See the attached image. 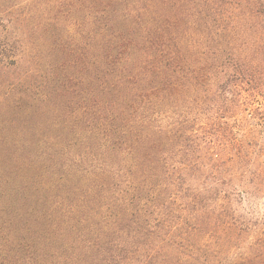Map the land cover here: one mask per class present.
<instances>
[{"label": "trees", "instance_id": "16d2710c", "mask_svg": "<svg viewBox=\"0 0 264 264\" xmlns=\"http://www.w3.org/2000/svg\"><path fill=\"white\" fill-rule=\"evenodd\" d=\"M75 93L60 134L27 125ZM16 108L0 264H264V0H0Z\"/></svg>", "mask_w": 264, "mask_h": 264}, {"label": "rangeland", "instance_id": "374dc122", "mask_svg": "<svg viewBox=\"0 0 264 264\" xmlns=\"http://www.w3.org/2000/svg\"><path fill=\"white\" fill-rule=\"evenodd\" d=\"M57 32V31H56ZM57 35V33H55ZM56 35L51 36L49 33H46L45 35L41 36V40H39V44L41 46V49L44 50L45 53H52L48 50H46L47 47H54V44L56 42ZM60 36V35H59ZM79 49L76 54H73V58L71 57V62H69L70 66H68V70H70L71 75L77 76V74L82 73V67L81 63L78 61L75 55L78 57ZM52 58H55V53L52 54ZM48 60V59H47ZM50 60V56H49ZM52 70H48L47 75L49 77H53V74L51 73ZM80 76L77 77V80H79ZM76 81V78L74 79ZM52 85L46 87L43 86L42 88L51 89ZM74 97V98H73ZM73 101L74 104L70 105V108H68V104L66 102ZM80 102H82L81 96L77 93H75L72 97H61V98H55L50 102L45 111L40 112L38 115V120H32L31 123L35 125H29L32 127L35 126V130L37 131V135L39 137H45L51 134H60L65 129V124H68L66 121L67 116L69 113L72 112V118L78 113V111H81V108L79 107ZM69 109V111H68ZM24 108H16L11 111H1L0 110V148H7L9 145H7L3 137L5 139L11 140L15 136L19 135V133L25 131L27 128L23 123V115L25 112ZM35 115H31L29 120L32 119ZM240 122H242L243 126L241 128L245 129L241 133H239L238 137L239 139L243 141L250 142V140H253V136L250 135L249 127L253 126V116H250L247 114L246 111L241 112L238 116ZM16 120V121H15ZM32 132V130H31ZM34 141H37V137H33ZM32 147H36L34 143H32ZM252 153L249 155L251 160H253V143L251 144ZM260 156L257 157L259 160L264 161V151L259 154ZM258 202L264 203V200L261 198L258 200ZM2 236V235H1ZM25 236V234H24ZM6 241V240H4ZM4 243L2 240H0V249L1 244ZM2 258V254L0 252V259Z\"/></svg>", "mask_w": 264, "mask_h": 264}]
</instances>
